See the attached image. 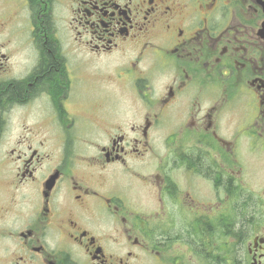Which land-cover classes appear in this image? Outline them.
<instances>
[{"label":"flooded vegetation","instance_id":"1","mask_svg":"<svg viewBox=\"0 0 264 264\" xmlns=\"http://www.w3.org/2000/svg\"><path fill=\"white\" fill-rule=\"evenodd\" d=\"M0 188V264H264V0H0Z\"/></svg>","mask_w":264,"mask_h":264},{"label":"rangeland","instance_id":"2","mask_svg":"<svg viewBox=\"0 0 264 264\" xmlns=\"http://www.w3.org/2000/svg\"><path fill=\"white\" fill-rule=\"evenodd\" d=\"M2 191H3V194H4V196L1 198V199H3V198H5V197H7V194L5 193V191L3 190V188H0ZM32 192V191H31ZM30 191H29V196H33V194L31 193ZM0 202H1V200H0ZM0 253H2V251L0 250Z\"/></svg>","mask_w":264,"mask_h":264}]
</instances>
